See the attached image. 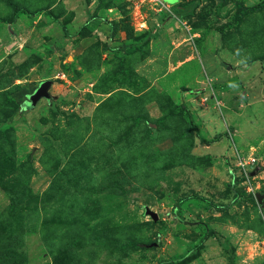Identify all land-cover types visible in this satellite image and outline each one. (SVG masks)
Instances as JSON below:
<instances>
[{
    "label": "rangeland",
    "instance_id": "obj_1",
    "mask_svg": "<svg viewBox=\"0 0 264 264\" xmlns=\"http://www.w3.org/2000/svg\"><path fill=\"white\" fill-rule=\"evenodd\" d=\"M167 260L264 264V0H0V264Z\"/></svg>",
    "mask_w": 264,
    "mask_h": 264
},
{
    "label": "water",
    "instance_id": "obj_2",
    "mask_svg": "<svg viewBox=\"0 0 264 264\" xmlns=\"http://www.w3.org/2000/svg\"><path fill=\"white\" fill-rule=\"evenodd\" d=\"M51 85H52V82L49 79L42 81L39 84V86L36 88L34 94L31 96L32 103H35L41 97H49L50 96L49 89H50ZM256 196H257L258 200L260 202H262L263 195L257 193ZM155 217H156V215H155Z\"/></svg>",
    "mask_w": 264,
    "mask_h": 264
},
{
    "label": "trees",
    "instance_id": "obj_3",
    "mask_svg": "<svg viewBox=\"0 0 264 264\" xmlns=\"http://www.w3.org/2000/svg\"><path fill=\"white\" fill-rule=\"evenodd\" d=\"M242 9H245V8L242 7ZM16 12H18V9H16ZM145 37H146L145 39L144 38L143 39L140 38V39L136 40L133 44L129 45L128 48H126V49L129 52L130 51H135L136 49H138L141 46V44L145 40H147L149 38V35H147ZM29 107H31V106H29ZM197 197H199V196H197ZM210 236H211L210 232H206L205 235H204V237H203V239L200 241V243L205 242ZM173 263H175L174 260H167V261H163L161 264H173Z\"/></svg>",
    "mask_w": 264,
    "mask_h": 264
}]
</instances>
